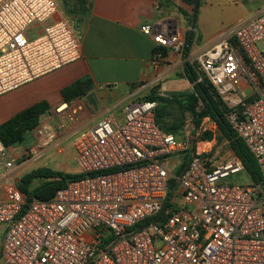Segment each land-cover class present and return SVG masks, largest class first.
I'll return each mask as SVG.
<instances>
[{
  "label": "built area",
  "instance_id": "2783aa9c",
  "mask_svg": "<svg viewBox=\"0 0 264 264\" xmlns=\"http://www.w3.org/2000/svg\"><path fill=\"white\" fill-rule=\"evenodd\" d=\"M58 10L56 0H0V97L81 59L74 29L54 20ZM141 31L161 49L188 47L185 34ZM163 59L157 51L154 67ZM190 63L262 180L228 181L246 171L238 157L212 155L216 134L203 136L216 126L203 124L191 147L160 128L157 102L133 101L122 122L111 115L77 137L84 177L53 199L28 202L18 184L4 186L0 264H264V8ZM174 156L188 158L180 172L166 166ZM18 165L0 138V168Z\"/></svg>",
  "mask_w": 264,
  "mask_h": 264
},
{
  "label": "crops",
  "instance_id": "0c3cea01",
  "mask_svg": "<svg viewBox=\"0 0 264 264\" xmlns=\"http://www.w3.org/2000/svg\"><path fill=\"white\" fill-rule=\"evenodd\" d=\"M56 1L58 6L72 9L75 15L72 19L75 23L71 24L59 8L54 20H66L73 29L76 28L74 32L80 42L81 59L0 97V126L21 112L40 104L46 105L47 110L40 117L37 130L42 128L40 134L43 135L44 130L52 138L47 142L42 137L32 144L27 142L31 161L72 138L75 139V148L77 137L103 118L113 115L122 122L126 105L144 100L141 98L150 95L156 86H161V96L193 94L194 85L185 74L187 63L213 48L229 30L264 8V0H199L195 23L197 36L190 53L186 56V50H167L168 54H163L164 59L156 68L153 60L159 47L154 37L144 34L141 27L153 25L157 33L185 34L188 37L193 28L189 20L195 10L193 5L185 0ZM76 84L80 85L77 95L68 102L65 92ZM205 123L216 126L212 133L217 139L212 153L216 160L224 162L237 157L229 141H221L215 120L206 116L202 125ZM55 127L59 129L57 136L54 135ZM193 129L194 126H190L185 130L184 138H178L189 141L191 147L198 135L197 132L191 137ZM54 138L56 140L51 143ZM225 148L229 151L223 156L221 150ZM59 152L63 149L60 148ZM75 156L76 150L74 161ZM175 157L180 172L186 166L187 157L172 158ZM4 198V194L0 195V201Z\"/></svg>",
  "mask_w": 264,
  "mask_h": 264
},
{
  "label": "trees",
  "instance_id": "16d2710c",
  "mask_svg": "<svg viewBox=\"0 0 264 264\" xmlns=\"http://www.w3.org/2000/svg\"><path fill=\"white\" fill-rule=\"evenodd\" d=\"M186 3L196 6L197 0H185ZM199 8V5H198ZM198 8L190 17V23L193 24L194 18L197 17ZM197 36L196 27L191 28L188 32V47L186 48V56L190 53L194 39ZM163 51L164 55L168 54L166 49L158 48L157 51ZM185 74L189 81L194 85V94L188 96V100L194 106L200 101L203 103V108L200 118L211 116L217 123L220 133L221 141L226 139L229 141L230 147L236 156L242 160L246 173L249 175L253 183H258L262 180V176L259 170L256 159L248 149L245 142L238 137L235 131L230 127L227 122V109L223 105L221 99L217 95L214 88L206 81L198 82L199 71L197 65L193 63H187L185 66ZM82 85V83H81ZM80 87L79 84L72 86L65 92L66 100L69 102L72 98L76 97V90ZM175 100L178 99L174 97ZM145 101L159 103L156 108L157 122L162 130L168 133H173L171 129H166L161 124L162 110L164 104L168 101L163 98H157L156 96L148 97ZM47 108L45 104H40L32 107L24 112L17 114L4 124L0 126V138L4 145L8 148L18 144L24 139L25 134L35 130L40 125V117L46 112ZM175 134V133H173ZM178 138V136L175 134ZM211 139L208 134L203 136V139ZM188 159V158H187ZM187 161V160H186ZM187 166L188 163H185ZM185 166V167H186ZM84 175L79 173L77 175L66 174L63 172H55L49 169H40L32 173L26 174L19 183V189L27 196L28 202L34 199L40 201H49L55 197L57 192L67 186L70 181L83 178ZM40 181V185L33 187L35 181Z\"/></svg>",
  "mask_w": 264,
  "mask_h": 264
},
{
  "label": "rangeland",
  "instance_id": "374dc122",
  "mask_svg": "<svg viewBox=\"0 0 264 264\" xmlns=\"http://www.w3.org/2000/svg\"><path fill=\"white\" fill-rule=\"evenodd\" d=\"M59 8H60V12L71 24L75 23L72 22V19H74L73 16H75L72 9H68V8L66 9L65 7H62V5H60ZM74 29L76 30L75 27ZM160 89L161 86H156L150 95L144 96L141 99H147L148 97L156 96L157 98H163L167 100L168 102L164 104L162 110V118H161L162 126L166 129H171L172 132L178 136V138H184L185 130L188 129L190 126L191 127L194 126L191 137L194 136L198 132V129L202 125L203 120L205 118V117L200 118L199 116L203 108L202 101H200L196 106H194L188 100V96H190L189 94L184 93L181 95H177L178 99L175 100V98L173 97L174 94H166L165 96H161L159 92ZM158 103L160 106L163 104L162 101L161 102L158 101ZM37 128L25 134L24 139L21 142L10 148V152L13 155H15V157L18 159L19 165L10 173H7L4 167L0 168V195L4 194V186L8 182H14L16 184H19L20 180L26 174L32 173L40 169H49L55 172H63L71 175H77L80 173L73 158L75 154L74 138L64 141L58 147L55 146L52 147L46 155L40 158L36 157L37 159H32V161L29 160L32 154L28 152L27 148L29 147L28 146L29 143L27 144V142H30V144H32V142H34L39 137L44 138V140H46L45 142H47L51 138L50 134L46 133V131L44 130H43V135L40 134L42 128H39L38 130ZM55 128L56 130H54L55 133L54 135L57 136V132L59 131V129L57 127ZM207 134L210 137L213 136L212 133H207ZM55 140L56 139L54 138V140L50 142L52 143ZM60 148L63 149V152L61 153L59 152ZM227 151H229L228 148L221 150L223 156L227 155ZM177 161L178 158L176 157L171 158L167 160L166 166L170 170L177 171V167H178ZM230 180L245 184L252 183L250 177L246 172L233 176L230 179H228V181ZM39 185H40V181L38 180L35 181L33 187Z\"/></svg>",
  "mask_w": 264,
  "mask_h": 264
},
{
  "label": "water",
  "instance_id": "95a60500",
  "mask_svg": "<svg viewBox=\"0 0 264 264\" xmlns=\"http://www.w3.org/2000/svg\"><path fill=\"white\" fill-rule=\"evenodd\" d=\"M198 5H199V0H198V2L196 3L195 11H196V9L198 8ZM195 23H196V17L194 18L193 28L195 27Z\"/></svg>",
  "mask_w": 264,
  "mask_h": 264
}]
</instances>
